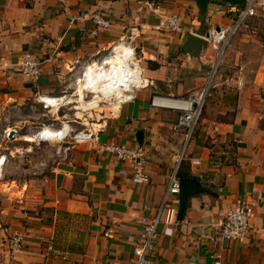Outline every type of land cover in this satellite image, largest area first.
I'll use <instances>...</instances> for the list:
<instances>
[{
	"label": "crops",
	"instance_id": "0c3cea01",
	"mask_svg": "<svg viewBox=\"0 0 264 264\" xmlns=\"http://www.w3.org/2000/svg\"><path fill=\"white\" fill-rule=\"evenodd\" d=\"M161 2L182 16L188 32L202 25L195 0ZM134 4L135 0H0V105L19 107L30 100L36 103L40 95L60 94L66 75L76 76L85 64L96 62L131 34L135 42L138 37L148 40L166 56L181 49L186 36L167 33L159 28L158 18L147 14L135 22ZM98 12L112 22L111 28L97 31L93 16ZM145 16L154 23L143 22ZM236 18L228 4L216 3L204 19L211 30L210 26L229 28ZM256 19L253 33L236 34L235 53L227 52L224 62L227 69H234L226 82L232 87L227 95L236 93L238 99L232 121L218 123L221 133L216 140L231 143L234 157L213 158V150L202 146L204 133L196 144L191 142L181 171L197 176L206 191L189 198L181 221L160 224L152 264H264V113L257 101L264 96V12L259 11ZM148 45L142 50L149 55L147 61L162 66L156 71L147 68L145 74L154 81L164 80L165 67L155 57L160 54H150ZM26 54L42 63L39 80L21 73ZM192 65L202 67L199 62ZM58 68L63 70L55 73ZM178 115L152 108L146 94L145 99L123 105L99 134L102 143L141 145L150 153L148 184H135L128 164L116 156L85 146H78L55 175L43 177L41 184L28 183L25 192L16 182L1 184L0 264H133L142 225L160 206L176 156L183 151L182 135L172 132ZM173 138L182 147L176 145L175 153ZM6 184L8 192L1 187ZM240 199L255 209L249 238L243 243L212 242L209 238L219 232L213 225ZM170 201L175 203L174 198ZM14 231L26 233V247L10 256L7 242ZM50 245L58 253H48Z\"/></svg>",
	"mask_w": 264,
	"mask_h": 264
},
{
	"label": "built area",
	"instance_id": "2783aa9c",
	"mask_svg": "<svg viewBox=\"0 0 264 264\" xmlns=\"http://www.w3.org/2000/svg\"><path fill=\"white\" fill-rule=\"evenodd\" d=\"M229 6L235 11V13H237L236 21L231 27L224 28L217 26L219 31L216 30L217 27H213L207 34H205V36H202L208 40L209 46L220 48L218 60L213 63L210 77L203 84L202 88L188 97H177L171 94L158 93L150 96V106L152 108L178 112L179 115L176 123L172 126V132L174 134H181L184 144L182 153L176 156V165L169 177V184L160 206L151 219L144 221L139 232L138 242L134 251L135 257L132 260L133 264H152L154 241L160 224L163 222L167 225H174L177 223L179 194L181 189L179 177L180 167L186 156L187 150L194 139L207 100L211 95V90L220 65V59L225 56L236 34L246 26L248 22L256 19L259 11L264 12V0H247L246 7L243 9L232 5ZM134 11L136 14L135 22L140 20V16L147 14L158 18L160 21L159 28L165 30L171 35L187 36L189 33L196 34L194 30H189L188 32L183 26L182 16L178 13L166 10L161 0H135ZM93 20L97 26V31H105L112 27V22L99 12L94 14ZM119 42L123 44L124 49H119L118 53H123V58L127 56L128 58L136 59L137 62L140 61L138 64H141L142 60L137 57L135 34H131L129 37H123ZM115 49L116 47L112 46L110 53L100 59L98 62L101 65L100 70H103V64L105 63L104 58L111 55L116 57L117 52ZM41 65L42 63L39 60L35 59L30 54H26L25 59L21 63V73L31 81L39 80L42 75ZM92 67H94V62L85 64L82 67V71L77 75L73 83V93L69 95V97L73 98V103H71L74 104L73 109L80 111L83 116L92 114L93 112L108 113L116 119V116L120 114L123 105L134 103L138 99H145L147 92H144L143 89H138L135 86L133 91L129 92L130 95L128 97L123 96L118 98L121 102V108L119 110L115 109L113 104L115 98L112 96L105 98L104 101L100 103L99 107L86 111L84 109H79L82 105L79 80L81 76L82 79L85 78L87 70L96 71V68ZM120 76L122 78L126 76V72L122 68L120 70ZM226 82H228V80H226ZM92 84L93 79L90 78L88 79L87 84L84 85L83 91L87 102L93 100V95L91 93ZM149 84L154 85L155 81L149 80L148 85ZM131 85L133 86V83H131ZM238 85L241 87L243 81H240ZM262 85L264 86V74L262 75ZM121 87L124 88L125 85L119 86L118 88ZM66 94L67 93H63V95L60 96L52 94L40 95L37 97L36 103L42 105L43 109L48 113L59 114L61 109L67 106L61 101V99L68 97ZM257 101L262 105L264 113V96H260ZM51 103L57 104L58 109H55V107L49 108ZM76 117V120L73 121H68L66 118H63L62 121L57 122L53 119L52 122L43 124L36 131L24 136H19L18 131L11 128L0 133V185L6 183L8 167L11 164V158L13 156L31 153L34 145L41 146L42 144H54L58 146L59 154L67 153L72 148L70 146L77 147L84 145L88 149H94L100 153L114 155L121 162L128 164L131 170L132 180L135 184H148L150 182V175L147 171V166L151 157L150 153L143 146L102 143L99 134L106 128L108 121H104L102 124L99 122L97 124H90L89 122L82 121L87 120L86 118L83 119V117L80 116ZM76 125H81L84 128L79 130ZM16 142H23L27 144V147H17L16 145H13V148H11L10 145ZM171 198L175 199V203L170 201ZM254 217V206L246 200H237L235 205L224 215L223 219L213 225L219 230V232L209 239L212 242H215L218 239H223L226 241L243 243L250 236L251 221ZM26 238V233L22 231H14L10 234L7 242V249L10 256H14L25 250ZM47 251L48 253H58L53 245H50ZM215 264H220V262H216Z\"/></svg>",
	"mask_w": 264,
	"mask_h": 264
},
{
	"label": "rangeland",
	"instance_id": "374dc122",
	"mask_svg": "<svg viewBox=\"0 0 264 264\" xmlns=\"http://www.w3.org/2000/svg\"><path fill=\"white\" fill-rule=\"evenodd\" d=\"M200 16V15H199ZM207 16V15H206ZM206 16L204 18H206ZM143 22H150L154 23V21H150L148 19L149 17L145 16L143 17ZM199 18V17H198ZM148 19V20H147ZM258 20L254 19L251 20L244 26L238 33L237 35L240 36L242 34H248V33H253L257 26ZM196 25V24H195ZM199 27L198 30H195V33L199 32L202 33L201 36H205V33L209 30L208 22L205 21V26L202 24ZM214 26H210L212 29ZM237 35L233 38L227 52L229 53H235L234 48H235V43L236 39L238 38ZM137 36V34H136ZM155 36H158L156 34ZM259 36V35H256ZM145 37V36H143ZM238 42L240 44V39H238ZM137 43V57L142 60L140 64V70L143 73H141V76L143 78L142 84L140 88L142 89V86H147L148 85V80H152L149 77L146 76V69L149 68V64H147V60L149 58V55H146L143 53V47H147V45L150 43L148 40H141L139 37L136 39ZM238 44V45H239ZM242 47H244V44H242ZM246 45V44H245ZM117 46V44L113 45ZM240 48V46H238ZM148 48L152 50L150 54H154L153 52L156 51L159 56L155 55V57H158V59L163 62V66L165 67L163 76L165 77L164 80L161 81H155L154 85H148V87L145 89L147 92V95L150 97L153 94H169V93H180L183 96H191L197 91H199L203 84L207 81V79L210 77V74L213 69V63L217 62L218 60V54L220 52V48H216L213 46H209L208 50L203 52L201 55V58L199 60H193L190 59L189 56L184 55L181 53V49H177L175 51L174 55H164L163 53H159L160 50L156 47V45H148ZM111 49L108 50L107 52L103 53L102 57L107 56L110 53ZM148 52V50H147ZM227 52L225 56H227ZM165 56V57H164ZM169 56V57H168ZM183 57V59H177V57ZM223 57L220 59V65L217 71L216 79L214 80V85L211 90V95L207 100L204 113L202 116V119L200 120V123L197 127L195 136L193 141H198L197 139L199 138L201 133L205 134L206 141L205 143H202V146L205 144L206 147L210 148L213 150L212 152V157L213 158H233V148L231 143H220V140H216V138L220 137L221 129L217 130L216 128L218 127V123L220 122H230L232 121V115H234V111L236 109V102H237V95L236 93H233L232 95H227L228 91L231 92V88L229 87L228 83H226V80L230 77H233L234 69H227L224 62L225 58ZM101 57V58H102ZM113 57L119 60L124 59L122 57V54L117 53L116 57L113 55L104 58V61H106L108 58ZM202 57L204 58L202 61ZM100 58V59H101ZM98 58L94 64H99L98 62L100 61ZM152 60V59H151ZM206 60H211L212 63H204ZM237 60V59H236ZM240 60V59H239ZM170 61L169 63H174L173 65H169L167 62ZM202 63V67L196 68L192 65V63ZM185 64V65H184ZM104 68L107 69L108 71L111 70L112 67L110 65H105L103 64ZM122 64H119L121 66ZM162 66V65H161ZM133 67V66H132ZM122 68V67H120ZM68 69V68H67ZM63 70V68H58L55 70V73H60ZM82 69L79 70L78 74ZM125 71V69H124ZM87 72V71H86ZM107 73V79L106 80H101L99 81L96 85L92 84V88L95 89L96 93H105L107 94L106 96L102 97L101 95L98 94H93V101H95V96H99L100 103L104 101L105 98L111 97L109 93L114 94L115 96H112L115 98V102L113 103L116 107L118 103L117 99V89L119 86L125 85L126 87L120 91V93H125L127 92V88H129V83L128 79H124L121 83L119 82V78H122L119 74V76L115 77L112 72H105ZM104 73H95L93 75L95 76H101ZM111 74V76H109ZM139 74L140 72H133L132 77ZM76 76H71L66 75L67 78L64 80V83H61V87L59 88L60 94L56 96L63 95V93H67L68 99L71 100V103H73V98L69 97L73 93L74 90V81ZM92 75V76H93ZM90 75H88L86 78V83L88 82V79ZM82 76L79 80L82 81ZM109 82V85H106L104 82ZM146 81V83H144ZM82 85L80 84V96L82 97L81 102L83 104H88L91 102H87L85 100V93H84V88H82ZM118 86V87H117ZM66 87V88H65ZM57 88V87H56ZM87 88V87H86ZM133 91V88L132 90ZM136 91V90H135ZM116 92V93H115ZM58 93V92H57ZM140 96V95H139ZM95 98V99H94ZM112 98V101H113ZM84 102V103H83ZM86 102V103H85ZM69 103V101L64 100V105H67L66 107L62 108L59 114L55 113H48L43 109V106L40 105L39 103H35L33 100L26 101L19 107H16V104H7V105H0V133H2L4 130L11 128V129H16L19 133V136H24L27 135L31 132L36 131L41 125L43 124H48L55 119L57 122H60L63 120V118H66L68 121H73L76 120V116L83 117V119L87 120H82L84 122H89L90 124H97L103 123L104 121H109L112 122L115 119L113 118L111 114H105V113H92V114H87L83 116V114L80 111H76L73 109L74 104ZM71 104V105H68ZM100 106V105H99ZM98 106V107H99ZM49 108H51L49 106ZM127 108V107H126ZM58 109V108H55ZM93 109V108H92ZM119 110V109H117ZM79 112V113H78ZM78 113V115H77ZM118 115L116 116V118ZM81 122V121H80ZM212 124L210 126L209 124ZM76 127L79 130H82L84 127L81 125H76ZM207 127V130L205 128ZM212 136V137H211ZM174 139V138H173ZM175 145L174 149L172 150L173 153H175L178 144V140L174 139ZM13 145H16L17 147H27V144L23 142H16L12 145H10L11 148H13ZM177 145V146H176ZM84 146V145H81ZM182 146V145H181ZM72 147L67 153L65 154H59L58 153V146L54 144H42L41 146H35L33 147V151L28 154L24 155H15L11 158V164L8 167L7 175H6V183L8 182H16L20 187L23 188V191L28 187V183L33 182L34 184H41L39 181L45 177V176H53L55 175V169L57 167H61L64 163L68 162L69 158L72 157V152L78 147L75 146H70ZM197 149V147H194ZM188 154V152H187ZM188 157V156H187ZM185 157V158H187ZM15 183V184H16ZM13 185L16 187V185ZM9 184H6L5 186H1L6 192L9 191L8 187Z\"/></svg>",
	"mask_w": 264,
	"mask_h": 264
},
{
	"label": "water",
	"instance_id": "95a60500",
	"mask_svg": "<svg viewBox=\"0 0 264 264\" xmlns=\"http://www.w3.org/2000/svg\"><path fill=\"white\" fill-rule=\"evenodd\" d=\"M196 6L199 10L201 17H205L208 14L209 6L216 3L228 4L240 8H245L247 0H195ZM219 31V28L216 29ZM209 48V42L204 37L189 33L185 41L181 46V53L190 57L193 60H199L203 52ZM139 144L143 143L142 132L138 133ZM181 189L179 194V209H178V221H181L184 217L187 202L190 197L205 192L202 188V184L197 176L194 174H180Z\"/></svg>",
	"mask_w": 264,
	"mask_h": 264
},
{
	"label": "bare ground",
	"instance_id": "6f19581e",
	"mask_svg": "<svg viewBox=\"0 0 264 264\" xmlns=\"http://www.w3.org/2000/svg\"><path fill=\"white\" fill-rule=\"evenodd\" d=\"M116 47V52L118 53L119 51V49L120 50H122V49H124V47H123V44L121 43V42H119L118 44H117V46H115ZM119 54H122V56L124 55L123 53H119ZM138 62H140V61H138ZM138 62L136 61V59H131V58H128L127 56H125V58L124 59H122V60H119V59H116V58H113V57H110V58H108L106 61H105V65H110V67H112L111 68V70H107V69H105L104 67H103V70H100V64H94V67H92V68H96L95 70L96 71H93V70H91V71H88L87 70V72H86V74H85V78L88 76V75H90L89 77L91 78V79H93V84L94 85H96L99 81H101V80H106L107 78V73H105V72H112V74L116 77H118L119 76V74H120V70H121V68L120 67H122V69H125V72H126V76H124L123 78H119V82L121 81V83H123L124 81V79H128V83H129V88H127V92L128 93H120V91L121 90H123L124 88H118L117 89V99L118 98H120V97H123V96H125V97H128L130 94H129V92H132L131 90H132V88H135V86H136V88H140V86H141V84H142V81H143V78H142V76H143V73L141 72V70H140V64H138ZM119 64H122L121 66H119ZM104 66V65H103ZM133 66V67H132ZM99 69V70H98ZM98 70V71H97ZM92 72V73H91ZM133 72H140V75L139 74H137V75H135V76H133L132 77V73ZM95 73H104L103 75H101V76H95V75H93V74H95ZM141 73H142V76H141ZM93 75V76H92ZM109 76H111V74L109 75ZM89 78V79H90ZM87 79V78H86ZM86 79H83L82 81H80L79 83L80 84H87L86 83ZM123 81V82H122ZM106 85H109V82H104ZM131 83H133V86L131 85ZM144 83H146V81L144 82ZM122 86H124L123 84H122ZM81 87V86H80ZM92 87V86H91ZM82 88H84V86L82 85ZM88 88V87H87ZM146 88V86H142V89H145ZM91 93H93V94H98V95H101L102 97H104V96H106L107 94H105V93H96V91H95V89L94 88H91ZM116 93V92H115ZM109 95L110 96H115L114 94H111V93H109ZM97 97V98H96ZM96 98V99H95ZM95 101H93V102H91V103H86V104H83V105H81V107H79V109H84L85 111L86 110H91L92 108H96V107H98L99 105H100V99H99V96H95ZM64 100H65V98H63V99H61V101L62 102H64ZM66 100L67 101H69V103H71V100L70 99H68L67 97H66ZM119 100V99H118ZM51 102H53V101H51ZM84 103V102H83ZM120 100L118 101V103H117V106H118V108L116 107V109H119V108H121V106H120ZM50 107H55V108H57V104H53V103H51V105H50Z\"/></svg>",
	"mask_w": 264,
	"mask_h": 264
},
{
	"label": "trees",
	"instance_id": "16d2710c",
	"mask_svg": "<svg viewBox=\"0 0 264 264\" xmlns=\"http://www.w3.org/2000/svg\"><path fill=\"white\" fill-rule=\"evenodd\" d=\"M220 4H223V3H220ZM200 22L202 24H205V19L200 17ZM148 64H149V69L154 70V71L159 70L161 67V65L155 61H148ZM181 169H182V167H180V173L181 174H185V175L188 174V172H183V170L181 171Z\"/></svg>",
	"mask_w": 264,
	"mask_h": 264
}]
</instances>
